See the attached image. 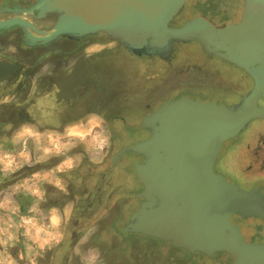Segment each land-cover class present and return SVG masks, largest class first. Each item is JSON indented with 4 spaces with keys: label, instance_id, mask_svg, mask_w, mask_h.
I'll use <instances>...</instances> for the list:
<instances>
[{
    "label": "flooded vegetation",
    "instance_id": "obj_1",
    "mask_svg": "<svg viewBox=\"0 0 264 264\" xmlns=\"http://www.w3.org/2000/svg\"><path fill=\"white\" fill-rule=\"evenodd\" d=\"M39 2L0 0V22L21 17L34 27L0 32V67H13L0 76V152L17 161L16 168L0 169V199L12 197L13 208H0V214L12 224L16 213H37L42 220L54 216L58 224L50 244L30 247L22 235L1 245L11 258L8 264H206L204 254L193 256L171 242L134 231L137 217L147 209L135 169L148 159L134 147L152 138L157 124L150 125L149 118L167 102L190 98L230 107L228 101L241 91L251 92L250 74L199 44L148 40L144 46L129 47L104 33L64 35L71 47L65 61L57 62L58 52L37 48L48 41H38L41 36L35 32L79 28L87 15L60 5L39 16L43 6L55 4L52 0H42L29 14ZM29 38L37 41L29 44ZM106 50L109 56L118 52L138 62L146 57L149 69L140 73L127 67L109 78L113 83L106 90L92 76L91 58ZM158 84H172L177 96L151 105V96L143 95ZM198 91L210 98L202 99ZM263 106L260 98L258 107ZM251 123L222 144L213 172L240 191L256 192L264 205V119ZM34 179L37 189L19 190L20 184ZM157 203L155 199L154 206ZM234 216L236 223L231 224L246 243L264 245V219ZM245 233H251V241Z\"/></svg>",
    "mask_w": 264,
    "mask_h": 264
},
{
    "label": "water",
    "instance_id": "obj_2",
    "mask_svg": "<svg viewBox=\"0 0 264 264\" xmlns=\"http://www.w3.org/2000/svg\"><path fill=\"white\" fill-rule=\"evenodd\" d=\"M39 16L64 5L87 15L79 28L61 27L35 33L38 41L61 35L82 38L104 33L129 47L148 40L196 41L207 53H222L227 61L250 74L251 92L234 108L220 103L180 98L167 102L150 118L154 134L134 147L148 159L137 166L136 178L144 188L146 204L134 231L171 242L175 248L212 257L228 253L232 264H264V245L246 243L231 217L259 216L264 219L262 198L230 186L213 172L222 144L238 135L254 120L264 119V0H243L238 24L215 28L198 19L180 28H169L187 0H52ZM42 4L30 10H37ZM34 27L21 17L0 22V30ZM29 42L37 40L28 39ZM6 65L0 76L9 74ZM74 78V76H73ZM73 78H70L71 81ZM155 199L157 205H155Z\"/></svg>",
    "mask_w": 264,
    "mask_h": 264
},
{
    "label": "rangeland",
    "instance_id": "obj_3",
    "mask_svg": "<svg viewBox=\"0 0 264 264\" xmlns=\"http://www.w3.org/2000/svg\"><path fill=\"white\" fill-rule=\"evenodd\" d=\"M197 0H187L183 7L179 10L178 14L173 18L170 24H172L173 27H183L187 24H190L200 18L201 15L205 14L209 17V24L215 28H222L226 25H234L236 24L240 18H241V12L243 8V0H215V1H209L206 8L202 6L195 5ZM203 1V0H200ZM225 11L232 10V13L229 14L228 24H222L220 18L223 16L222 14ZM204 20V19H203ZM206 21V20H204ZM11 29V28H10ZM10 29H3L0 30V32H7ZM85 39L93 40V37H87ZM29 44H32V42H29ZM169 44L172 45H183V46H197L198 43L196 41L192 40H176V41H169ZM41 50L44 51H54L58 52L54 56V60L57 62H64L65 61V53L69 52V49L71 47V42L69 39H66L64 35L56 37L47 43L39 45ZM108 50L106 51H99L97 53H92L91 58L95 59V63H93V66L95 68V73L93 78H96V83L101 86L102 88L106 85L112 84L113 82L109 80L110 77H112L114 74H117L119 76V73H124L126 71V68H132L138 70L140 73H144L146 70H148L149 66H147V63L145 62L146 57L141 58V62L136 61L134 58L130 57L129 55L120 54L118 52H115L113 55H108ZM153 57V56H152ZM114 78V76H113ZM164 83V81H163ZM167 85V84H165ZM172 84L169 86H164L163 84H158V86H154L152 89H150L148 92H144V97L147 95L151 96V105H157L160 104L166 100L172 99L173 97H176L178 92H175L172 88ZM152 90V91H151ZM143 91V90H142ZM251 91V90H250ZM108 91L103 92L102 94H107ZM249 93V90L241 91L239 94H237L236 97L230 99L228 101L229 108L237 107L241 99L245 97ZM199 97L202 99H209L210 97L206 94H203L202 91H198ZM90 107H94L96 104L91 103L89 104ZM252 124V123H250ZM249 127V126H248ZM75 130V129H74ZM246 130V129H245ZM77 131V130H75ZM80 132V131H79ZM243 132V131H242ZM241 132V133H242ZM240 133V134H241ZM40 143V140H39ZM227 143V142H226ZM226 143L224 145H226ZM224 149V148H223ZM224 154L221 152L220 157ZM11 156L7 153L0 152V169L9 170L11 168H16L17 161L14 159L13 156H11V165L8 164V166L4 165L5 157ZM37 181L31 180L26 181L20 184L19 190L22 192H31L34 189H37ZM17 188V189H18ZM12 197H4L3 199H0V208L3 210H10L12 211V203L11 199ZM17 219L14 221V224H12L11 221L6 219L3 215L0 214V264H8L9 260V254L6 253L4 250L5 247H2L1 245H4L5 243L12 244L15 240V237L22 236L23 238L27 239V241L30 243V247H37L38 245H44V244H50L52 243L56 237V227L58 224V220L54 218V216L50 217V219L42 220L37 213L33 215H19ZM67 214V213H66ZM232 224L236 223V216H233L231 218ZM239 225H242V222H238ZM238 225V224H237ZM12 228L15 230L16 235L12 233ZM242 230V229H241ZM250 234L245 233V239L247 241H251ZM193 256H201V253H194ZM32 259H36V257H32ZM226 261V264H232L233 259L228 253H216L212 257H206L204 259L206 264H216L220 261Z\"/></svg>",
    "mask_w": 264,
    "mask_h": 264
},
{
    "label": "trees",
    "instance_id": "obj_4",
    "mask_svg": "<svg viewBox=\"0 0 264 264\" xmlns=\"http://www.w3.org/2000/svg\"><path fill=\"white\" fill-rule=\"evenodd\" d=\"M209 1H215V0H203V1L197 0L196 3H195V5H197L198 7L199 6H202V7L206 8L207 6H209L208 5V2ZM224 13L225 14H222L223 16L220 18L219 21H221L222 24H228V19H229V16L228 15L232 13V10L230 9V11L227 12V11H225V8H224ZM199 19H202V20L204 19L207 22H209L208 21L209 20V17L207 15H205V14L201 15ZM204 258H206V255L204 256ZM220 262L222 264H226V261L225 260L224 261L222 260Z\"/></svg>",
    "mask_w": 264,
    "mask_h": 264
},
{
    "label": "built area",
    "instance_id": "obj_5",
    "mask_svg": "<svg viewBox=\"0 0 264 264\" xmlns=\"http://www.w3.org/2000/svg\"><path fill=\"white\" fill-rule=\"evenodd\" d=\"M5 161H7V163L4 162L5 166H8V164L11 165L12 163L9 162V161H11V156H6Z\"/></svg>",
    "mask_w": 264,
    "mask_h": 264
},
{
    "label": "bare ground",
    "instance_id": "obj_6",
    "mask_svg": "<svg viewBox=\"0 0 264 264\" xmlns=\"http://www.w3.org/2000/svg\"><path fill=\"white\" fill-rule=\"evenodd\" d=\"M67 27H72V26H67Z\"/></svg>",
    "mask_w": 264,
    "mask_h": 264
}]
</instances>
